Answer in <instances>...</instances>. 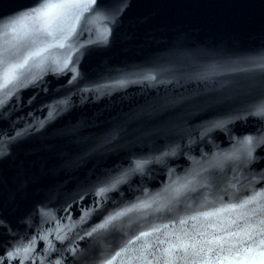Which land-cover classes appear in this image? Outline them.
<instances>
[{"label": "water", "instance_id": "95a60500", "mask_svg": "<svg viewBox=\"0 0 264 264\" xmlns=\"http://www.w3.org/2000/svg\"><path fill=\"white\" fill-rule=\"evenodd\" d=\"M39 3L0 0V264H261L264 0Z\"/></svg>", "mask_w": 264, "mask_h": 264}, {"label": "snow or ice", "instance_id": "6c2138e0", "mask_svg": "<svg viewBox=\"0 0 264 264\" xmlns=\"http://www.w3.org/2000/svg\"><path fill=\"white\" fill-rule=\"evenodd\" d=\"M96 0H88V5L91 6L92 4H95ZM68 5H75L79 6L78 0H59V2L53 3L52 0H40L39 5L37 8L29 10L32 14H37V15H47L51 12L52 9L59 8V7H64ZM108 36V30L105 28L102 32L98 34L97 39L102 42H106ZM245 141L250 143L251 142V137H245ZM3 153L0 152V155ZM250 155V153H249ZM264 244V241L261 242ZM257 247H260V245H257ZM248 251L251 252L253 251L252 248H248ZM20 249L14 248L10 251H8L4 257H0V260L2 259H7L9 262L13 259H19ZM240 254L237 253V257ZM233 259H236V257H233ZM22 264V262H21ZM204 264H210V261L204 262ZM261 264H264V261L261 262Z\"/></svg>", "mask_w": 264, "mask_h": 264}]
</instances>
